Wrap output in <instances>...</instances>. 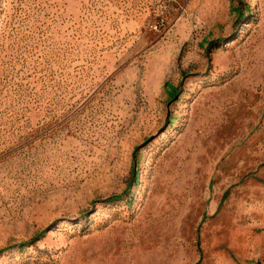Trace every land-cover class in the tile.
I'll use <instances>...</instances> for the list:
<instances>
[{"label": "rangeland", "instance_id": "rangeland-1", "mask_svg": "<svg viewBox=\"0 0 264 264\" xmlns=\"http://www.w3.org/2000/svg\"><path fill=\"white\" fill-rule=\"evenodd\" d=\"M1 249L264 264V0H0Z\"/></svg>", "mask_w": 264, "mask_h": 264}, {"label": "trees", "instance_id": "trees-1", "mask_svg": "<svg viewBox=\"0 0 264 264\" xmlns=\"http://www.w3.org/2000/svg\"><path fill=\"white\" fill-rule=\"evenodd\" d=\"M237 11H238L239 15H241V10L237 9ZM166 86H167L168 92H170L172 98L175 97L180 91L177 87H175V86H173V85H171L169 83H167ZM137 149L138 148H135L134 154L137 152ZM138 177H139L138 172L133 170V172H132V181L137 183ZM126 193H127V191H126ZM126 193H124V194H126ZM122 196H123V194L115 195V196H112V197L106 199V201L107 202L117 201V200H120L122 198ZM45 233H46L45 230L41 231L38 234H36L33 238H31L30 240L21 241L20 243L15 244L13 247H18L20 250H23V249H25L26 246L33 244L38 239H40L42 236H44ZM3 250H5V249H1L0 252H2Z\"/></svg>", "mask_w": 264, "mask_h": 264}]
</instances>
